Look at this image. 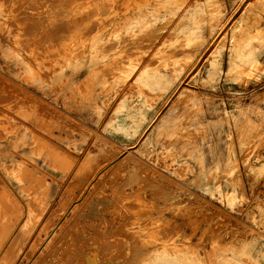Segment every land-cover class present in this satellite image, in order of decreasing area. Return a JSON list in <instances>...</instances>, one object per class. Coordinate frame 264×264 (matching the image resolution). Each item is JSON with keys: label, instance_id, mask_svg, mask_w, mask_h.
Segmentation results:
<instances>
[{"label": "rangeland", "instance_id": "rangeland-1", "mask_svg": "<svg viewBox=\"0 0 264 264\" xmlns=\"http://www.w3.org/2000/svg\"><path fill=\"white\" fill-rule=\"evenodd\" d=\"M0 43L4 258L264 264V0H0Z\"/></svg>", "mask_w": 264, "mask_h": 264}, {"label": "bare ground", "instance_id": "bare-ground-1", "mask_svg": "<svg viewBox=\"0 0 264 264\" xmlns=\"http://www.w3.org/2000/svg\"><path fill=\"white\" fill-rule=\"evenodd\" d=\"M37 2V1H36ZM117 3V2H116ZM36 4V3H35ZM34 4V5H35ZM134 5V4H133ZM26 7H28V6H26ZM31 8V7H30ZM36 8V7H35ZM43 9V8H42ZM103 9V8H102ZM109 9H110V7H109ZM130 10V9H129ZM105 11V10H104ZM112 11V10H111ZM29 12V11H28ZM103 12V11H102ZM62 13V12H61ZM90 15V14H89ZM94 15V14H93ZM92 16V15H91ZM51 17V16H50ZM81 19V18H80ZM84 20V19H83ZM59 21V20H58ZM110 21V20H109ZM71 22V21H70ZM82 22V21H81ZM80 22V23H81ZM114 22V21H113ZM83 24V23H82ZM54 25V24H53ZM63 25V24H62ZM94 25H95V23H94ZM94 27V26H93ZM160 27V26H159ZM163 28V27H162ZM90 29V28H89ZM66 31V30H65ZM87 31L88 30H86V33H87ZM89 32V31H88ZM157 35V34H156ZM86 36V35H85ZM152 36V35H151ZM87 37V36H86ZM31 38V37H30ZM124 40V39H123ZM122 40V41H123ZM134 41V40H133ZM143 41V40H142ZM145 41V40H144ZM134 43V42H133ZM1 44V43H0ZM32 44V43H31ZM201 44V43H200ZM110 45H112V44H110ZM109 45V46H110ZM114 45V44H113ZM208 46V45H207ZM141 47H142V45H141ZM109 48V47H108ZM164 49V48H163ZM181 51V50H180ZM191 51V50H190ZM203 53V52H202ZM129 54V53H128ZM195 56V55H194ZM205 56V55H204ZM124 57V56H123ZM200 58V57H199ZM205 58V57H204ZM203 58V59H204ZM202 60V59H201ZM201 62V61H200ZM116 63V62H115ZM118 63H119V60H118ZM150 63V62H149ZM182 64V63H181ZM185 64V63H184ZM193 66V65H192ZM190 76V75H189ZM188 76V77H189ZM173 77V76H172ZM188 79V78H187ZM186 80V79H185ZM79 81V80H78ZM60 82V81H59ZM70 81H68V83H69ZM66 83V82H65ZM72 83V82H71ZM70 83V84H71ZM183 84V83H182ZM184 84L186 85L187 83L186 82H184ZM183 84V85H184ZM52 85H54V84H52ZM51 86V85H50ZM65 86V85H64ZM193 86V85H192ZM53 87V86H52ZM66 87V86H65ZM67 88V87H66ZM68 89V88H67ZM74 89V88H73ZM86 89H88V88H86ZM69 90H71V89H69ZM75 90V89H74ZM175 91V90H174ZM176 91H178V90H176ZM75 92V91H74ZM75 94V93H74ZM76 94H77V92H76ZM149 94V93H148ZM78 95V94H77ZM159 95V94H158ZM2 98V97H1ZM20 98V97H19ZM174 98V97H173ZM82 99H83V96H82ZM63 100V99H62ZM69 100V99H68ZM84 100V99H83ZM81 101V100H80ZM164 101V100H163ZM10 102V101H9ZM167 102V101H166ZM170 102V101H169ZM69 103V102H68ZM71 103V102H70ZM79 103V102H78ZM82 106V105H81ZM13 107V106H12ZM14 108V107H13ZM16 109V108H15ZM45 110V109H44ZM157 111V110H156ZM64 114V113H63ZM161 114V113H160ZM11 116V115H10ZM50 116V115H49ZM49 116H48V119H49ZM41 117V116H40ZM69 117V116H68ZM72 117V116H71ZM154 117H155V115H154ZM50 120V119H49ZM43 121V120H42ZM45 122H47V121H45ZM66 122V121H65ZM155 122V121H154ZM68 123V122H67ZM150 124V123H149ZM68 125V124H67ZM1 126V125H0ZM66 126V125H65ZM75 126V125H74ZM152 126H153V123L152 124H150V126L145 130V132H144V134L142 135V137H141V139L142 138H144L147 134H148V132H149V130L152 128ZM8 127V126H7ZM66 128V127H65ZM69 128V127H68ZM67 129V128H66ZM71 129H72V127H71ZM70 129V130H71ZM83 129V128H82ZM188 129V128H187ZM72 130H74V129H72ZM77 130V129H76ZM75 130V131H76ZM186 130V129H185ZM74 131V132H75ZM72 132V131H71ZM16 133V132H15ZM182 133V132H181ZM10 134V133H9ZM95 134V133H94ZM183 134V133H182ZM186 134V133H185ZM97 135V134H96ZM17 136V135H16ZM179 137V136H178ZM174 138V137H173ZM11 139V138H10ZM141 139H140V141H141ZM179 139V138H178ZM48 140H50V139H48ZM14 141V140H13ZM109 141V140H108ZM177 141V140H176ZM9 142V141H8ZM173 142V141H172ZM12 143V142H11ZM140 144V143H139ZM57 145V144H56ZM113 145V144H112ZM132 146V145H131ZM148 146V145H147ZM152 146V145H151ZM145 147H146V145H145ZM153 147V146H152ZM118 148V147H117ZM151 148V147H150ZM127 149V148H126ZM153 149V148H152ZM156 149V148H155ZM154 149V150H155ZM86 150V149H85ZM105 150V149H104ZM113 150V149H112ZM139 150V149H138ZM166 150V149H165ZM65 151V150H64ZM99 151V150H98ZM120 151V150H119ZM127 151V150H126ZM37 152V151H36ZM121 152V151H120ZM128 152V151H127ZM130 152V151H129ZM142 152V151H141ZM152 153H153V151H151ZM100 153V152H99ZM111 153V152H110ZM156 153H157V151H156ZM171 153H172V151H171ZM36 154V153H35ZM86 154V153H85ZM112 154H113V152H112ZM141 154H144V151L141 153ZM166 154V153H165ZM168 154H169V152H168ZM116 155V154H115ZM148 155V154H147ZM152 155V154H151ZM170 155V154H169ZM127 156V155H126ZM133 156V155H132ZM132 156H130L131 157V159H133L132 158ZM157 156V155H156ZM155 156V157H156ZM165 156H167V155H165ZM73 157V156H72ZM92 157V156H91ZM116 157H118L117 155H116ZM129 157V158H130ZM158 157V156H157ZM171 157V156H170ZM85 158H86V156H85ZM88 158V157H87ZM97 158V157H96ZM102 158V157H101ZM164 158V157H163ZM169 158V157H168ZM172 158H174L173 156H172ZM81 159H83V158H81ZM89 159V158H88ZM88 159H86V160H88ZM95 158H93L92 160H94ZM116 159V158H115ZM122 159V158H121ZM141 159V158H140ZM165 159H166V157H165ZM164 159V160H165ZM85 160V159H84ZM99 160V159H98ZM123 160V159H122ZM172 160V159H171ZM24 161V160H23ZM126 161H127V159H126ZM134 161H135V159H134ZM81 162V161H80ZM85 162V161H84ZM143 162V161H142ZM170 162V164H171V161H169ZM175 162V161H174ZM87 163H89L88 161H87ZM120 164L119 165H121V162H119ZM177 163V162H176ZM183 163L184 162H182V165H183ZM249 163V162H248ZM83 164V163H82ZM80 165V166H84V165ZM131 164V163H130ZM169 164V163H168ZM187 164V163H186ZM185 164V166H188V164L186 165ZM79 165V164H78ZM179 165V164H178ZM85 166H86V163H85ZM89 166H90V164H89ZM88 166V167H89ZM180 166H181V164H180ZM87 167V168H88ZM140 167H142V166H140ZM82 169H83V167H81ZM115 168V167H114ZM121 168V167H120ZM172 168H174V167H172ZM180 168V167H179ZM185 167H183V169H184ZM190 168V167H189ZM81 169V170H82ZM84 169H86V168H84ZM83 169V170H84ZM182 169V170H183ZM188 169V168H187ZM20 170V169H19ZM88 170V169H87ZM92 170V169H91ZM126 170H129V168L128 169H126ZM152 170V169H151ZM178 169H177V167H176V171H177ZM181 170V169H180ZM192 170V169H191ZM22 171V170H21ZM26 171V170H25ZM42 171V170H41ZM141 171H142V169H141ZM144 171V170H143ZM179 171V170H178ZM177 171V172H178ZM185 171V170H184ZM184 171H183V173H184ZM86 172V171H85ZM85 172H84V174H85ZM156 172V171H155ZM17 173V172H16ZM28 173V172H27ZM76 173V172H75ZM94 173V172H93ZM103 173V172H102ZM101 173V174H102ZM108 173V172H107ZM225 173V172H224ZM22 174V173H21ZM74 174V173H73ZM176 174H178V173H176ZM180 174V173H179ZM185 174V173H184ZM9 176V175H8ZM21 176V175H20ZM99 176V175H98ZM147 176V175H146ZM182 176H183V174H182ZM219 176V175H218ZM223 176V175H222ZM17 177V176H16ZM76 177V176H75ZM80 177V176H79ZM185 177V176H184ZM187 177V176H186ZM209 177H211V176H209ZM97 178V177H96ZM96 178H95V180H96ZM133 178H135V177H133ZM162 178V177H161ZM26 179V178H25ZM79 179V178H78ZM2 180V179H1ZM21 180H23V179H21ZM39 180V179H38ZM84 180V179H83ZM90 180V179H89ZM100 180H101V178H100ZM138 180V179H137ZM150 180V179H149ZM18 181V180H17ZM34 182H36L35 180H33ZM82 181V180H81ZM145 181V180H144ZM217 181H218V179H217ZM68 182V181H67ZM78 182V181H77ZM88 182V181H87ZM86 182V183H87ZM90 182V181H89ZM89 182H88V184H89ZM3 183V182H2ZM41 183V182H40ZM57 183V182H56ZM93 183V182H92ZM102 183V182H101ZM154 183V182H153ZM152 183V184H153ZM6 184V183H5ZM73 184V183H72ZM96 184H98V183H96ZM111 184V183H110ZM146 184V183H145ZM149 184V183H148ZM260 184V183H259ZM33 185V184H32ZM31 185V186H32ZM78 185V184H77ZM91 185V184H90ZM175 185V184H174ZM66 186V185H65ZM84 186H85V184H84ZM93 187V186H92ZM155 187H156V185H155ZM184 187V186H183ZM36 188V187H35ZM85 188V187H84ZM91 188V187H90ZM181 188V187H180ZM10 189V188H9ZM98 189V188H97ZM157 189V188H156ZM183 189V188H182ZM186 189V188H185ZM189 189V188H188ZM188 189H186V190H188ZM69 189H66V191H68ZM163 190V189H162ZM174 190V189H173ZM83 191V190H82ZM81 191V192H82ZM87 191H88V189H87ZM156 191V190H155ZM172 191V190H171ZM176 191V190H175ZM262 191V190H261ZM158 192V191H157ZM173 192V191H172ZM190 192H191V190H190ZM60 193V192H59ZM65 193V192H64ZM69 193H70V191H69ZM72 193V192H71ZM135 193V192H134ZM184 193V192H183ZM3 194V191H1L0 190V199H1V201L2 202H5L6 200H8L7 198H5V196H4V194ZM14 194V193H13ZM67 194V193H66ZM90 194V193H89ZM178 194V193H177ZM15 195V194H14ZM62 196H63V193L61 194ZM60 195V196H61ZM70 195V194H69ZM88 195V194H87ZM159 195H160V193H159ZM65 196H67L66 198H68V195H65ZM79 196V195H78ZM86 196V195H85ZM85 196H84V198H85ZM92 196V195H91ZM127 196V195H126ZM133 196V195H132ZM158 196V195H157ZM225 196V195H224ZM2 197V198H1ZM16 197V196H15ZM64 197V196H63ZM62 197V198H63ZM87 197V196H86ZM128 197H130V196H128ZM160 197V196H159ZM158 197V198H159ZM167 197V196H166ZM169 197V196H168ZM197 197V196H196ZM255 197V196H254ZM82 198V197H81ZM13 199V198H12ZM73 199V198H72ZM92 199V198H91ZM90 199V200H91ZM133 199V198H132ZM156 199V198H155ZM165 199V198H164ZM167 199V198H166ZM170 199V198H169ZM190 199V198H189ZM252 199V198H251ZM62 200V199H61ZM65 200V199H64ZM68 200V199H67ZM66 200V201H67ZM71 200V199H70ZM74 200V199H73ZM82 200V199H81ZM203 200V199H202ZM13 201V200H12ZM16 201V200H15ZM84 201H85V199H84ZM130 201V200H129ZM176 201V200H175ZM17 202V201H16ZM70 202V201H69ZM81 202V201H80ZM89 202V201H88ZM93 202H95V201H93ZM92 202V203H93ZM8 202H6V204H0V264H14V261H12V260H8V259H6V258H4V254H5V252H6V250L8 249V248H12L13 247V245H14V243H15V241H16V230H17V228L19 227V220H16L15 219V221H13L12 220V218H13V216H12V213L14 212V210H12L17 204H15V203H13V204H15V206L13 207V206H11V208H10V206H9V204H7ZM60 203V202H59ZM68 203V202H67ZM72 202H70V204H71ZM75 204H77L76 202H74ZM74 203H72V204H74ZM79 203V202H78ZM91 203V204H92ZM129 203V202H128ZM133 203V202H132ZM158 203V202H157ZM171 203V202H170ZM170 203H168L169 205H170ZM175 203V202H174ZM176 203H177V201H176ZM179 203V202H178ZM183 203V202H182ZM61 204V203H60ZM82 204V203H81ZM80 204V205H81ZM87 204V203H86ZM99 204V203H98ZM106 204V203H105ZM134 204V203H133ZM209 204V203H208ZM65 205H67L68 206V204H65ZM103 205V204H102ZM125 205V204H124ZM128 205V204H127ZM57 206V205H56ZM79 206V205H78ZM83 206V205H82ZM104 206V205H103ZM129 206H130V203H129ZM128 206V207H129ZM212 206V205H211ZM25 207V206H24ZM60 207V206H59ZM71 207H73V206H71ZM76 207V206H75ZM80 207V206H79ZM95 207H96V205H95ZM132 207V206H131ZM202 207V206H201ZM52 208V207H51ZM186 208V207H185ZM206 208V207H205ZM62 209V208H61ZM72 209V208H71ZM79 209V208H78ZM105 209V208H104ZM121 209V208H120ZM188 209V208H187ZM207 209V208H206ZM221 209V208H220ZM13 212H12V211ZM17 210V209H16ZM64 210H67V209H64ZM74 210V209H73ZM126 210V209H125ZM200 210V209H199ZM245 210V209H244ZM72 211V210H71ZM106 210H104V212H105ZM127 211V210H126ZM176 211V210H175ZM187 211V210H186ZM189 211V210H188ZM194 211V210H193ZM21 212H22V210H21ZM54 211H52V213H53ZM77 212V211H76ZM111 212V211H110ZM213 212V211H212ZM223 212V211H222ZM261 212V211H260ZM26 213H27V211H26ZM50 213V212H49ZM107 213V212H106ZM118 213V212H117ZM128 213V212H127ZM177 213V212H176ZM181 213V212H180ZM18 214H20V213H18ZM25 214V213H24ZM66 214V213H65ZM89 214V213H88ZM98 214V213H97ZM121 214H122V212H121ZM130 214V213H129ZM190 214V213H189ZM260 214V213H259ZM21 215V214H20ZM50 215H54V214H50ZM96 215V214H95ZM99 215V214H98ZM179 215V214H178ZM204 215V214H203ZM19 216V215H18ZM67 216V215H66ZM128 216V215H127ZM196 216V215H195ZM228 216V215H227ZM230 216V215H229ZM47 217H50V216H47ZM78 217H81V216H78ZM84 217H86V216H84ZM100 217V216H99ZM118 217V216H117ZM131 217V216H130ZM129 217V218H130ZM235 217V216H234ZM16 218H17V214H16ZM21 218V217H20ZM52 218V217H51ZM67 218V217H66ZM65 218V219H66ZM105 218V217H104ZM187 218V217H186ZM48 219V221H49V219L50 218H47ZM64 219V218H63ZM62 219V220H63ZM71 219V218H70ZM131 219V218H130ZM130 219H128V220H130ZM165 219V218H164ZM61 220V221H62ZM187 220V219H186ZM191 220V219H190ZM193 220H196V219H193ZM241 220V219H240ZM47 221V220H46ZM47 221V222H48ZM60 221V220H59ZM61 221H60V223H61ZM77 221H78V219H77ZM102 221V220H101ZM173 221V220H172ZM47 222H45V225L44 226H46V223ZM52 222V221H51ZM104 222V221H103ZM128 223H129V221H127ZM176 222V221H175ZM174 222V223H175ZM180 222V221H179ZM192 222V221H191ZM244 222V221H243ZM22 223H23V221H22ZM57 223V222H56ZM182 223V222H181ZM48 225H50V223L48 222L47 223ZM64 224V223H63ZM99 224V223H98ZM101 224V223H100ZM183 224V223H182ZM193 224V223H192ZM241 224H242V222H241ZM75 225V224H74ZM73 225V226H74ZM126 225H127V223H126ZM134 225V224H133ZM199 225V224H198ZM58 226V225H57ZM61 226V225H60ZM107 226V225H106ZM114 226V225H113ZM129 226H130V224H129ZM154 226V225H153ZM170 226V225H169ZM52 227V226H51ZM70 227V226H69ZM162 227V226H161ZM194 227V226H193ZM221 227V226H220ZM20 228V227H19ZM45 228V227H44ZM47 228V227H46ZM67 228V227H66ZM105 228V227H104ZM159 228V227H158ZM165 228V227H164ZM176 228V227H175ZM253 228V227H252ZM40 229V228H39ZM56 228H54V230H55ZM60 229V228H59ZM68 229V228H67ZM92 229V228H91ZM107 229V228H106ZM154 229V228H153ZM167 229V228H166ZM169 229V228H168ZM201 229V228H200ZM203 229H205V228H203ZM251 229V228H250ZM37 230V229H36ZM35 230V231H36ZM43 230H45V231H47V233H48V230L47 229H42V231ZM129 230V229H128ZM207 230V229H206ZM18 231V230H17ZM161 231V230H160ZM165 231V230H164ZM176 231V230H175ZM174 231V232H175ZM211 231V230H210ZM37 232V231H36ZM67 232V231H66ZM65 232V233H66ZM105 231H103V233H104ZM173 232V231H172ZM193 232V231H192ZM209 232V231H208ZM53 233H55V232H52V234ZM70 233V232H69ZM128 233H131V232H128ZM158 233H160V232H158ZM164 233V232H163ZM214 233V232H213ZM18 234V233H17ZM60 234V233H59ZM92 234V233H91ZM208 234V233H207ZM77 235H78V233H77ZM101 235V234H100ZM108 234H106V236H107ZM127 235V234H126ZM161 235V234H160ZM196 235V234H195ZM209 235H212L211 233L209 234ZM264 235V234H263ZM35 236V235H34ZM53 236V235H52ZM105 236V237H106ZM129 236V235H128ZM174 236V235H173ZM186 236H187V234H186ZM214 236V235H213ZM51 237V236H50ZM72 237V236H71ZM75 237V236H74ZM78 237H79V235H78ZM82 237V236H81ZM86 237V236H85ZM97 237V236H96ZM167 237V236H166ZM175 237H177V236H175ZM190 237V236H189ZM208 237V236H207ZM37 238V237H36ZM59 238V237H58ZM66 238V237H65ZM76 238V237H75ZM187 238V237H186ZM196 238V237H195ZM198 238V237H197ZM221 238V237H220ZM77 239V238H76ZM84 239V238H83ZM190 239V238H189ZM206 239V238H205ZM209 239V238H208ZM210 239H211V237H210ZM219 239V238H218ZM78 240H80V238L78 239ZM132 240V239H131ZM212 240V239H211ZM127 241V240H126ZM181 241V240H180ZM200 241V240H199ZM219 241V240H218ZM40 242V241H39ZM78 242V241H77ZM84 242V241H83ZM134 242V241H133ZM133 242L132 243H130V244H133ZM188 242V241H187ZM186 242V243H187ZM220 242V241H219ZM47 243V242H46ZM58 243V242H57ZM63 243V242H62ZM171 243V242H170ZM189 243V242H188ZM196 243H198V242H196ZM40 244H41V242H40ZM127 244V243H126ZM139 244H140V242H139ZM183 244H185L184 243V241H183ZM190 244V243H189ZM193 244V243H192ZM27 245V244H26ZM51 245V244H50ZM128 245V244H127ZM199 245V244H198ZM201 245V244H200ZM37 246H39V243H38V245ZM131 246V245H130ZM195 246V245H194ZM197 246V245H196ZM36 247V246H35ZM74 247H76L75 245H74ZM96 247V246H95ZM139 247V246H138ZM203 247H204V245H203ZM150 248V247H149ZM199 248V247H198ZM75 249H77V247L76 248H74V250ZM78 249H81V248H78ZM77 249V250H78ZM90 249V248H89ZM129 249H131V248H129ZM73 250V249H72ZM76 250V251H77ZM136 250V249H135ZM134 250V251H135ZM137 250H139L138 248H137ZM142 250V249H141ZM43 251V250H42ZM48 251V250H47ZM75 251V252H76ZM83 251V250H82ZM23 252H24V250H23ZM35 252V251H34ZM80 252V251H79ZM86 253H87V251H85ZM145 252V251H144ZM143 252V253H144ZM43 253V252H42ZM50 253V252H49ZM52 253V252H51ZM61 253V252H60ZM131 253V252H130ZM140 253V252H139ZM142 253V254H143ZM39 254V253H38ZM41 254V253H40ZM39 254V255H40ZM59 254V253H58ZM66 254H67V252H66ZM65 254V255H66ZM69 254H71V253H69ZM68 254V255H69ZM75 255H77L76 253H74ZM83 255H84V253H82ZM81 254V255H82ZM92 254V253H91ZM129 254V253H128ZM131 254H133V253H131ZM141 254V255H142ZM51 255V254H50ZM57 255V254H56ZM73 255V254H72ZM79 255V254H78ZM82 255V256H83ZM87 255V254H86ZM81 256V257H82ZM85 256V255H84ZM70 257V256H69ZM68 257V258H69ZM72 257V256H71ZM80 257V256H79ZM129 257H132L133 258V256H129ZM129 257H128V255H127V258H126V262L127 261H129L128 259H129ZM136 257V256H135ZM135 257L133 258V260L135 259ZM35 258V257H34ZM66 258H67V255H66ZM65 258V259H66ZM78 258V257H77ZM76 258V259H77ZM84 258V257H83ZM124 258V259H125ZM70 259V258H69ZM72 259V258H71ZM81 259V258H80ZM94 259V257L93 256H87L86 257V262L88 263V264H95L92 260ZM204 259V258H203ZM245 258H243V260H244ZM44 260V259H43ZM62 260V259H61ZM64 260V259H63ZM138 260L139 259H137V262H138ZM247 260V259H246ZM245 260V261H246ZM45 261V260H44ZM71 261H73V259L72 260H70V261H68V263L69 262H71ZM75 261V260H74ZM81 261V260H80ZM136 261V259L134 260V262ZM59 262V261H58ZM67 262V260L65 261V262H63V264L65 263V264H67L66 263ZM76 262V261H75ZM125 262V263H126ZM207 262V261H206ZM20 264V263H19ZM59 264V263H58ZM78 264H80V263H78ZM86 264V263H85Z\"/></svg>", "mask_w": 264, "mask_h": 264}]
</instances>
